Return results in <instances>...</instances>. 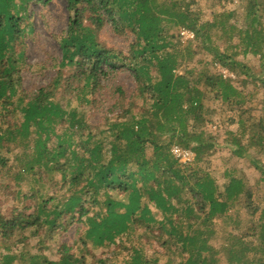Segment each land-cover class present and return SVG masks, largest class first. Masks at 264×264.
<instances>
[{
	"label": "trees",
	"instance_id": "trees-1",
	"mask_svg": "<svg viewBox=\"0 0 264 264\" xmlns=\"http://www.w3.org/2000/svg\"><path fill=\"white\" fill-rule=\"evenodd\" d=\"M29 1L0 0V175L12 180L18 200L10 213L0 211V264H150L140 257L139 241L130 248L116 241L139 229L137 237L151 236L173 250L178 264H220L209 243L214 220L238 228L229 211L236 215L249 190L236 169H225L218 180L200 164L220 135L204 130L213 111L202 100L210 91L241 109L247 99L220 72H177L186 59L176 53L178 35L182 27L192 30L209 56L206 64H218L240 78L241 86H264V78L238 58L259 55L264 75V1L243 0L240 14L219 11L200 22L190 8L194 0H66L68 22L59 37L56 75L26 94L21 70L23 39L33 31ZM108 26L119 37L132 35L126 50L100 41ZM215 34L228 42L226 48L211 44ZM64 67L72 68L65 78L72 98L60 103L55 92ZM122 69L129 71L134 88L130 93L121 85L114 88L115 101L96 134L82 106L94 103L101 79ZM237 121L231 156L260 170L264 182L259 165L264 128L248 130L245 119ZM172 145L191 149L194 160L179 163ZM68 219L79 232L59 246L57 260H50L44 254L47 239ZM257 225L264 230V210ZM27 231L39 239V249L25 257L17 247L29 238ZM257 236L264 242V233ZM233 238L230 264H264V256H246V244L235 251L238 240L245 242ZM120 250L127 258H116Z\"/></svg>",
	"mask_w": 264,
	"mask_h": 264
},
{
	"label": "rangeland",
	"instance_id": "rangeland-1",
	"mask_svg": "<svg viewBox=\"0 0 264 264\" xmlns=\"http://www.w3.org/2000/svg\"><path fill=\"white\" fill-rule=\"evenodd\" d=\"M243 0H194L191 4V10L197 12L200 17V22L204 20H211L213 14L219 11H231L235 16L242 12ZM264 1V0H263ZM260 2V0H259ZM28 10L30 12V23L32 24L33 31L25 35L23 39V49L25 51L24 65L21 70L22 74V88L26 94H33L40 87H44L50 83L53 77L56 75L58 69V63L61 59V51L59 47V37L65 31L68 22V10L66 0H30ZM234 16V17H235ZM264 24V16L262 19ZM179 36L180 46L177 48L176 53L178 58L184 57L185 61L183 65L179 66L177 72L183 73L184 70L190 69L189 72L192 75H196L201 71H207L209 73L220 72L225 76H229L233 80V84L237 86L247 101L242 104L241 109L237 106L227 105V103L221 102L215 98L214 94L210 91H205L202 102L205 106L213 111L211 122L204 128L207 133L220 134L219 138L215 140V149L207 153V155L200 161L202 167L206 168L214 174V176L221 180L223 178V172L225 169H236V175L241 177L245 186L248 188V193L243 196L241 207L237 208L236 215H234L233 208L230 209L229 214L231 218H237L240 222L239 227L236 228L233 223H222L221 220H214L216 232L209 239V243L213 248L218 250V257L220 264H230L228 262L227 249L230 244L235 240L233 237L238 236L243 239V242L238 240L234 245V250L241 249L244 244L247 246L245 252L247 257L264 256V242L263 239L258 238V234L261 236L264 230L257 225L258 219L261 217V212L264 210V182L261 180L260 170L255 169L252 165H248L249 162L242 158H235L231 156L232 150L236 149L233 142L235 137L233 135L238 130L239 116L245 119L247 129H253L260 126L264 128V86L256 85L248 82V84L241 86L240 78L238 79L233 74L222 69L218 64L214 66L206 64L209 56L205 54L204 45L200 39L196 38L183 41ZM132 35L125 37H119L108 27L103 28L100 34V41L106 46H114L115 48L127 49L128 43L132 40ZM208 43V41H206ZM216 43L221 48H226L228 42L224 38H218L217 34L212 36L213 45ZM191 46V51L196 52L194 56H190L187 52L188 46ZM240 60L248 63L256 77L263 75L261 70V60L259 55L253 56L248 54L245 57H238ZM64 77L62 78V84L56 89V97L60 103H64L67 99L72 98L70 95V89L65 79L70 73H72L71 67H64ZM69 80V79H68ZM255 80V79H254ZM253 80V81H254ZM256 81V80H255ZM101 85L97 92L92 97L94 99L93 104H83V108L86 111L89 123L92 131L96 134L103 127V117L106 116L108 107L115 101L116 94L114 88L121 85L128 93L134 88V82L129 71L126 69L112 72L106 78L101 79ZM71 104H75L74 99H71ZM81 108V107H80ZM259 119H262L261 123H258ZM236 136V135H235ZM238 136V135H237ZM246 137L242 139L245 142ZM251 151V150H250ZM13 152L9 154L12 157ZM250 157L255 155L251 152ZM13 157L11 158V160ZM259 165L264 166V155H261ZM259 167V166H258ZM257 167V168H258ZM261 167V166H260ZM261 167L260 169L263 170ZM54 178H58V174H53ZM0 175V211L4 213H10L11 209L18 205L17 197L15 196L16 187L12 183L11 179H1ZM260 178V181H255ZM220 189L221 186H220ZM63 193V191H62ZM255 209V210H254ZM254 211V213H252ZM65 221V225L59 230V234L47 239V245L44 249V254L50 260L58 259V248L62 243L70 244L73 237L79 232V225L75 220ZM261 229V230H260ZM81 232V231H80ZM142 229H139V233ZM247 232V233H245ZM133 232L127 235H123L118 240H123L128 248L132 243L139 241L138 249L141 250L142 259L143 256L148 260L150 264H178L179 257L175 256V252L168 248L161 247L159 242H156L153 237L143 236L137 237L140 234ZM29 236L27 241L18 245L19 254L22 252L25 257L36 252L39 249L37 242L39 239L35 236ZM138 234V235H137ZM137 247V246H136ZM140 247V248H139ZM122 254V255H120ZM131 254V252H130ZM127 258V251L120 250L116 258ZM113 258V257H112ZM116 261V260H115ZM15 264H21L15 262Z\"/></svg>",
	"mask_w": 264,
	"mask_h": 264
},
{
	"label": "built area",
	"instance_id": "built-area-1",
	"mask_svg": "<svg viewBox=\"0 0 264 264\" xmlns=\"http://www.w3.org/2000/svg\"><path fill=\"white\" fill-rule=\"evenodd\" d=\"M179 35L183 41H189L194 38V32L190 29L182 27ZM171 155L181 164H189L194 160V153L189 148H184L179 145H172L170 148Z\"/></svg>",
	"mask_w": 264,
	"mask_h": 264
}]
</instances>
